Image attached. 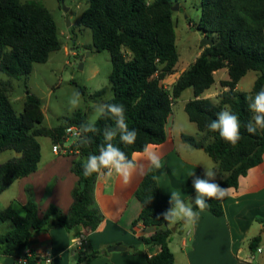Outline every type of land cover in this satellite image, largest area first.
I'll use <instances>...</instances> for the list:
<instances>
[{"label":"trees","instance_id":"obj_1","mask_svg":"<svg viewBox=\"0 0 264 264\" xmlns=\"http://www.w3.org/2000/svg\"><path fill=\"white\" fill-rule=\"evenodd\" d=\"M65 3L69 0H57ZM88 8L81 14L80 22L89 28L93 47L97 52L108 51L112 62L110 75L112 99L105 103L125 106L129 129L137 131L133 145H124L119 137L113 143L129 158L141 153L146 145H161L166 142V125L173 105L182 94L192 89L194 98L187 102L185 112L197 125L204 137L198 141L191 135H182L184 143L204 150L221 171L228 174L219 185L238 188L240 179L263 162L264 130L255 134L246 131L251 120L245 97L254 95L264 87V0H200L201 17L196 25L212 46H202L201 55L186 69L171 87L162 81L178 73L180 53L177 45L176 24L173 8L179 0H87ZM62 41L53 14L38 2L0 0V73L12 79L29 77L35 64L47 63L51 53L62 49ZM227 68L229 80L221 85L227 88L215 100L200 98L215 83L214 73ZM250 72L257 79L250 92L237 90L240 81ZM9 82L0 83V153L8 150L17 155L0 164V194L16 181L38 170L42 158L40 137H48L53 145L67 142L66 129H80L88 121L86 112L79 110L65 117L56 128L44 126L45 114L42 100L27 91L23 111L18 114L12 104ZM78 91L86 99L96 100L106 90L88 95L84 87ZM241 121V139L235 145L223 141L219 134L211 132L206 125L216 119V114L225 106ZM100 133H89L92 143L81 146L78 140L72 146L77 153L72 172L79 178L74 190V202L68 215L56 206H51L42 217L38 203L28 190L26 214L19 215L12 205L0 213L2 220H11L15 229L0 235V255L19 260L23 257L33 235L62 227L71 231L81 227L86 235L94 233L104 220L96 200L97 174L83 175L82 164L91 154H98L103 143L102 130L114 126L110 119H100L96 125ZM69 155V154H68ZM75 155V153H73ZM153 195L149 204L145 201ZM143 210L134 223L145 228L155 227L150 237H141L143 245L159 247L160 252L149 257L145 251H135L148 258V264H174L170 249L173 231L166 228L159 214L165 211L162 203L155 169H149L136 191ZM205 209L216 217L224 215L222 200H209ZM197 211H199L197 209ZM261 237L250 242L252 253L257 252ZM102 255L101 251L79 252L78 264H91ZM23 264H37V257L27 258ZM237 264H253L240 261Z\"/></svg>","mask_w":264,"mask_h":264},{"label":"crops","instance_id":"obj_2","mask_svg":"<svg viewBox=\"0 0 264 264\" xmlns=\"http://www.w3.org/2000/svg\"><path fill=\"white\" fill-rule=\"evenodd\" d=\"M202 51L203 49L200 50L198 57ZM185 70L171 75L162 81V84L171 88ZM248 74L240 81L237 90L244 92L252 90L257 74L249 79L247 85L242 86ZM214 79L213 86L200 98L215 100L227 90L222 87L221 82L229 80L228 69L216 71ZM188 121L190 124L184 117L181 118L180 114L177 117L172 112L166 125V142L152 145L163 164L162 168L155 170L165 210L170 207V190H181L186 200L187 196L195 198L196 193L192 186L194 177L190 176V173L194 172L196 177L205 178V167L212 168L217 173L214 182L218 184L228 176L204 150L183 142V134L191 135L198 141L204 137V133L198 130L197 125L191 122L189 117ZM46 138L51 142V154L48 153L50 158H43L42 147L38 170L16 181L0 194V213L12 205L19 215L24 216L30 190L39 205L40 217L51 206L58 207L66 215L69 214L74 202L73 193L79 183V178L72 172L73 162L78 156L77 153L74 158L55 154L52 140ZM71 144L66 142L64 145ZM134 154H138L136 159L138 165L143 166V172L141 173L138 168L129 185H123L115 174L111 177L98 175L95 200L104 220L94 233L88 236L81 227L71 231L54 227L48 231L35 233L27 249L42 260L47 256L51 257L52 264H78L81 251L102 252V255L91 264H148L146 255L138 253L135 248L145 251L149 257L157 255L160 252L159 247H147L140 240L143 236H152L156 228H145L141 223L134 227V223L143 210L142 203L136 197V191L150 165L143 152ZM222 203L224 207L222 217H216L203 210L198 211L199 218L194 225H188L183 221L165 224L166 228L173 231L170 249L174 254V264H237L240 261L255 264L250 242L256 237H261L259 248L262 250L260 253H264L261 247L264 244V157L259 166L251 169L240 179L238 188L230 189V194L222 199ZM14 229L15 225L11 220L4 221L0 218V235ZM114 246H122L126 250L109 251V248ZM261 259L257 264H264V256H261ZM16 263V258L0 255V264Z\"/></svg>","mask_w":264,"mask_h":264},{"label":"rangeland","instance_id":"obj_3","mask_svg":"<svg viewBox=\"0 0 264 264\" xmlns=\"http://www.w3.org/2000/svg\"><path fill=\"white\" fill-rule=\"evenodd\" d=\"M20 1L38 2L53 14L63 46L61 50L51 53L47 63L35 64L29 77L12 79L0 73V83L9 82L12 86L10 98L15 111L18 114L23 111L27 91H29L42 100L45 114L44 126L48 128L60 126L65 117H70L79 110L87 113L88 120L93 118V105L105 103L113 97L110 83L112 62L108 51L97 52L94 49L91 30L80 22L81 14L88 8V1L69 0L64 3V6L57 0ZM177 5L179 9L174 13V21L180 53L177 68L181 71L191 66L202 49L201 33L196 27L200 21L201 9L200 0H179ZM254 74L255 72H250L242 86L247 85ZM79 87H84L88 95L102 90H106V94L96 100L86 99L81 95L79 107L70 111L68 101ZM191 99H193V90L188 89L175 101L172 110L177 117L179 114L181 118L184 117L187 123L188 115L184 111V106ZM73 141L70 139L67 144ZM39 142L41 148L43 147V158H50L49 139L40 137ZM16 155L12 150L0 153V164ZM60 156L74 158L73 154ZM261 247L264 251V244ZM254 255L255 264H257L262 260L261 256H264V253L255 252Z\"/></svg>","mask_w":264,"mask_h":264},{"label":"clouds","instance_id":"obj_4","mask_svg":"<svg viewBox=\"0 0 264 264\" xmlns=\"http://www.w3.org/2000/svg\"><path fill=\"white\" fill-rule=\"evenodd\" d=\"M248 109L252 113L251 120L245 125L246 131L255 134L257 129L264 130V87H262L254 95L245 97ZM81 102V94L75 91L69 99V110L79 107ZM94 117L86 122L81 123L77 132L78 143L83 146L92 143V137L89 133H100L97 121L104 118L114 122V126H105L102 130L103 143L98 148V154L89 155L82 164L83 175L90 177L93 174L107 175L111 177L115 174L127 186L131 183L133 175L139 171L143 172V166L138 165L136 156H129L121 150L120 147L113 143V140L119 137V141L124 145H133L137 139V131L129 129L126 122L125 106L117 103H98L93 105ZM211 132H216L219 137L233 146L241 139V121L226 105L216 114V119L206 125ZM143 156L148 161L151 169H160L163 167L161 157L152 145H146L143 150ZM216 171L212 168L205 167V178L193 176L192 186L195 190V198L187 196L181 190H170V207L160 213L158 218L168 224H175L183 221L188 225H194L198 218V211H203L209 207V200H222L230 194L229 188L221 187L215 183ZM153 195L149 196L145 204L151 203ZM47 264H52L51 259Z\"/></svg>","mask_w":264,"mask_h":264},{"label":"built area","instance_id":"obj_5","mask_svg":"<svg viewBox=\"0 0 264 264\" xmlns=\"http://www.w3.org/2000/svg\"><path fill=\"white\" fill-rule=\"evenodd\" d=\"M79 131V128L76 127V126H71V127H68L66 129V137H67V141H69L70 139H73V143L69 146H66V145H54L53 146V152L55 154H58V155H67V154H73V153H76V152H73L72 151V146L75 144V142L78 140V137H77V132ZM66 144V143H65ZM262 250L259 248L257 250V252H261ZM30 257H33V254L31 253V251H29L28 249L25 250L24 254H23V257L19 260V264H23L25 263V261L27 260V258H30ZM49 258L51 259L52 261V258L47 256L44 260L40 259V258H37V264H47V261L49 260Z\"/></svg>","mask_w":264,"mask_h":264},{"label":"water","instance_id":"obj_6","mask_svg":"<svg viewBox=\"0 0 264 264\" xmlns=\"http://www.w3.org/2000/svg\"><path fill=\"white\" fill-rule=\"evenodd\" d=\"M61 4L64 6V2L63 1L61 2ZM178 9H179V7H178V5H176L173 8V11H177ZM213 44H214V42L211 39L205 38L202 35L201 46H205V45L212 46ZM80 68H82V66H80ZM124 250H126V248L122 247V246H114V247H110L109 248V251H124Z\"/></svg>","mask_w":264,"mask_h":264}]
</instances>
